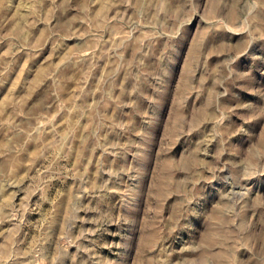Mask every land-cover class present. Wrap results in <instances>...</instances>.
Segmentation results:
<instances>
[{"label": "rangeland", "instance_id": "obj_1", "mask_svg": "<svg viewBox=\"0 0 264 264\" xmlns=\"http://www.w3.org/2000/svg\"><path fill=\"white\" fill-rule=\"evenodd\" d=\"M0 264H264V0H0Z\"/></svg>", "mask_w": 264, "mask_h": 264}]
</instances>
